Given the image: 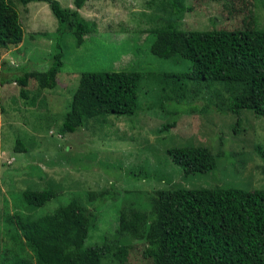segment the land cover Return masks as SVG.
Instances as JSON below:
<instances>
[{
	"label": "rangeland",
	"instance_id": "rangeland-1",
	"mask_svg": "<svg viewBox=\"0 0 264 264\" xmlns=\"http://www.w3.org/2000/svg\"><path fill=\"white\" fill-rule=\"evenodd\" d=\"M8 1L24 36L19 46L2 53L0 79L23 65L28 71L47 70L56 38L64 62L57 86L33 93L31 82L27 100L19 97L16 84L0 85V263L29 259L26 247L12 239L15 216L38 218L73 199L92 209L96 205L88 201V192L108 190L113 198L94 211L98 222L85 245H104L105 264H152L143 257L144 240L119 237L123 208L149 212L148 194L172 185L264 190V119L247 110L230 112L229 99L237 89L194 81L178 86L168 75L188 71L190 62L150 53L156 32L173 21L181 31L264 30V0H184L191 10L180 17L172 14L168 0H88L78 12L96 31L80 47L69 32L57 36L48 4ZM57 1L75 9L72 0ZM119 71L143 75L138 103L145 110L134 118L90 119L75 133L61 134L80 75ZM18 134L26 154L13 151ZM183 146L209 148L217 155L215 170L184 176L168 155ZM138 172L152 177L132 176ZM46 189L57 195L44 206L30 210L23 204L24 191Z\"/></svg>",
	"mask_w": 264,
	"mask_h": 264
},
{
	"label": "trees",
	"instance_id": "trees-1",
	"mask_svg": "<svg viewBox=\"0 0 264 264\" xmlns=\"http://www.w3.org/2000/svg\"><path fill=\"white\" fill-rule=\"evenodd\" d=\"M87 1L72 0L74 10L63 8L57 0H18V3L48 4L57 23V36L69 32L80 47L85 37L96 31L94 23L80 17L78 12ZM168 2L175 17L191 10L184 6V0ZM176 24L170 22L157 31L150 47L156 58L190 62L188 71L169 74L170 79L183 88L194 81L206 87L218 84L227 90L237 89L238 94L236 91L229 99L230 112L236 115L247 110L264 119V30L181 31ZM23 36L17 11L8 0H0V63L2 53L19 46ZM58 40L55 39L47 70L28 71L23 65L8 77H2L0 85L16 84L19 97L24 100L29 98L31 82L36 88L30 90L33 93L55 88L64 62ZM141 78L142 74L133 71L81 74L60 133H75L90 119L137 117L145 110H140L138 103ZM175 123L163 129L169 130ZM19 136L13 151L26 154L28 149ZM168 155L184 176L216 168L217 155L207 147L183 146L170 150ZM132 176L152 177L146 172ZM56 195L51 189L26 190L21 200L27 208L35 210ZM111 198L113 194L108 190L92 191L87 193L88 201L96 205L92 209L73 199L38 218L15 216L12 239L26 247L29 259L18 258L12 264H105L102 260L106 247L86 246L85 242L98 222L94 211ZM148 202L149 212L123 208L117 233L123 239L144 240L143 257L151 259L152 264H264V190L190 189L172 185L150 192Z\"/></svg>",
	"mask_w": 264,
	"mask_h": 264
}]
</instances>
